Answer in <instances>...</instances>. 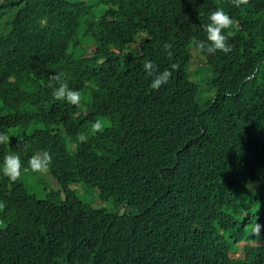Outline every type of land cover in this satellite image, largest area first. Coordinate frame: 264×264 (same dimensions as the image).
I'll use <instances>...</instances> for the list:
<instances>
[{
	"label": "trees",
	"instance_id": "16d2710c",
	"mask_svg": "<svg viewBox=\"0 0 264 264\" xmlns=\"http://www.w3.org/2000/svg\"><path fill=\"white\" fill-rule=\"evenodd\" d=\"M217 8L239 28L208 55L194 42ZM145 60L178 67L157 91ZM55 73L78 104L52 96ZM0 131L23 175L49 150L64 193L0 178V264H264V0H0Z\"/></svg>",
	"mask_w": 264,
	"mask_h": 264
},
{
	"label": "clouds",
	"instance_id": "9594fccd",
	"mask_svg": "<svg viewBox=\"0 0 264 264\" xmlns=\"http://www.w3.org/2000/svg\"><path fill=\"white\" fill-rule=\"evenodd\" d=\"M230 2L233 6L240 7L241 5H246L249 0H230ZM199 15H202V13ZM207 19L208 22L202 25L203 30L206 33V40L195 41L194 46L208 55H214L217 52H224L225 54L231 52L232 48L228 44V39L233 33L230 32L228 35H225L224 30L233 27L238 29L239 23L221 8L210 11ZM172 47L173 45L168 42H165L163 45V51L167 53L170 59L173 56L171 51ZM177 67L176 64H171L169 68H166L161 72L154 61L145 60L143 63L144 70L147 71L149 76L153 77L150 87L157 91L169 81L172 75V70H175ZM48 86L52 89V96L56 100H66L72 104H78L80 102V92L71 89L69 84L62 79L60 73H55L49 77ZM208 99H210L209 95L206 97L205 102H208ZM105 127L106 122L103 119L98 118L91 124L87 132L78 134L76 140L86 143L89 136L96 135L98 132H103ZM9 141L10 137L7 132L0 131V147L3 146V144L9 143ZM0 160L2 161L0 178L7 177L9 181L17 182L21 179H26L25 176L30 172L29 168L33 172H45L52 162V156L47 149L35 152L29 159L28 169H25L29 172L24 175L21 174L22 162L17 153L0 151ZM260 228L261 225L257 223L252 230L255 234H259Z\"/></svg>",
	"mask_w": 264,
	"mask_h": 264
},
{
	"label": "rangeland",
	"instance_id": "374dc122",
	"mask_svg": "<svg viewBox=\"0 0 264 264\" xmlns=\"http://www.w3.org/2000/svg\"><path fill=\"white\" fill-rule=\"evenodd\" d=\"M99 7L94 6V8L99 13H103V7L102 5H98ZM206 65V62L203 58V56L197 54L192 59V69L193 71L199 67V66ZM194 73V72H193ZM209 73V75H208ZM211 72L208 67H201L200 70L196 73L192 79L196 81H200L201 79H205L206 81L210 78ZM214 93V90H213ZM214 95V94H213ZM208 96V91L201 90L200 88V99L202 102H205L206 97ZM106 122V126L111 125V121L109 119H104ZM27 183H30L31 179H34V182L30 184L31 190L35 193V195L38 198H46L48 193L51 191L55 192H61L62 197L64 196V193L62 192V186L58 183L56 179H54L52 176L49 175L48 172H45V174H40V172H33L30 171L26 176ZM40 179V180H39ZM39 180V181H38ZM71 187L76 189L79 194H81L83 197L89 198V203H92L94 206L101 205L102 202L96 197L94 192H87V188L85 191V188L82 184H71ZM83 192H87L89 194H84Z\"/></svg>",
	"mask_w": 264,
	"mask_h": 264
}]
</instances>
